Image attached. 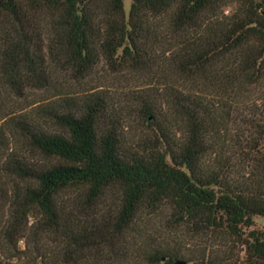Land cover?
Instances as JSON below:
<instances>
[{
  "label": "trees",
  "instance_id": "1",
  "mask_svg": "<svg viewBox=\"0 0 264 264\" xmlns=\"http://www.w3.org/2000/svg\"><path fill=\"white\" fill-rule=\"evenodd\" d=\"M257 219L264 0H0V264H264Z\"/></svg>",
  "mask_w": 264,
  "mask_h": 264
},
{
  "label": "rangeland",
  "instance_id": "2",
  "mask_svg": "<svg viewBox=\"0 0 264 264\" xmlns=\"http://www.w3.org/2000/svg\"><path fill=\"white\" fill-rule=\"evenodd\" d=\"M129 5V0H124V7L127 10ZM139 80L136 81V79L132 76H122V75H113L111 73H108L105 70L104 66H99L95 73L91 76V79L86 82L85 84L77 85L75 84L73 86L74 90L81 92L83 88L89 87V86H99L103 85L105 88H107L108 93L110 96L114 98V100L118 99V96H123L124 93L128 90L136 89L139 86ZM37 96H32L31 100H36ZM127 104V103H125ZM125 117L128 118L129 128L128 130V136L130 139H134L139 133V131L142 129L141 121L137 116L136 113V105H132L131 103H128L127 105H124L123 107ZM257 222L264 226V220L257 219ZM24 237V239H21L18 241L17 245L23 249L24 245L27 243H30V237L29 233H27ZM193 248L188 247V245H185L184 249H181V251L187 256L191 253V250ZM181 261H185V259H180ZM139 257H137V254L135 255L134 252L130 253L129 256V264H139ZM173 264V263H172ZM186 264H189L186 262Z\"/></svg>",
  "mask_w": 264,
  "mask_h": 264
},
{
  "label": "water",
  "instance_id": "3",
  "mask_svg": "<svg viewBox=\"0 0 264 264\" xmlns=\"http://www.w3.org/2000/svg\"><path fill=\"white\" fill-rule=\"evenodd\" d=\"M173 264H186L185 261H174Z\"/></svg>",
  "mask_w": 264,
  "mask_h": 264
}]
</instances>
